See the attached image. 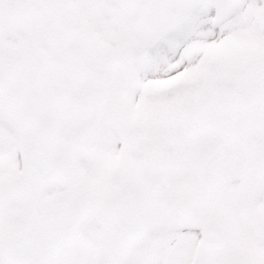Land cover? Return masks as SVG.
Returning <instances> with one entry per match:
<instances>
[{
	"label": "snow or ice",
	"instance_id": "1",
	"mask_svg": "<svg viewBox=\"0 0 264 264\" xmlns=\"http://www.w3.org/2000/svg\"><path fill=\"white\" fill-rule=\"evenodd\" d=\"M0 264H264V0H0Z\"/></svg>",
	"mask_w": 264,
	"mask_h": 264
}]
</instances>
